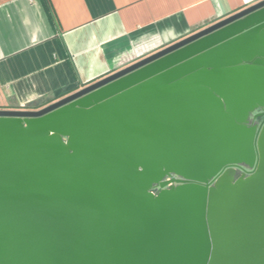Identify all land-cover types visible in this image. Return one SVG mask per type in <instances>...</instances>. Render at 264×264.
<instances>
[{"label": "water", "instance_id": "95a60500", "mask_svg": "<svg viewBox=\"0 0 264 264\" xmlns=\"http://www.w3.org/2000/svg\"><path fill=\"white\" fill-rule=\"evenodd\" d=\"M262 115L264 0L0 109V264H264Z\"/></svg>", "mask_w": 264, "mask_h": 264}, {"label": "crops", "instance_id": "0c3cea01", "mask_svg": "<svg viewBox=\"0 0 264 264\" xmlns=\"http://www.w3.org/2000/svg\"><path fill=\"white\" fill-rule=\"evenodd\" d=\"M256 0H0V109L51 102Z\"/></svg>", "mask_w": 264, "mask_h": 264}, {"label": "flooded vegetation", "instance_id": "af4514ba", "mask_svg": "<svg viewBox=\"0 0 264 264\" xmlns=\"http://www.w3.org/2000/svg\"><path fill=\"white\" fill-rule=\"evenodd\" d=\"M173 43V42H172ZM171 44V43H170ZM166 45V44H165ZM169 45V44H168ZM167 46V45H166ZM164 47V46H163ZM163 47H161V48H163ZM158 49H160V48H158ZM157 49V50H158ZM156 51V50H155ZM154 52V51H153ZM150 53H152V52H150ZM149 53V54H150ZM146 55H148V54H146ZM146 55H144V56H146ZM144 56H142V57H144ZM142 57H140V58H142ZM140 58H138V59H140ZM138 59H136V60H138ZM135 60V61H136ZM134 62V61H133ZM133 62H131V63H133ZM130 63V64H131ZM51 102H53V101H51ZM51 102H45V103H43V104H39V105H36V106H21V107H19L18 109H39V108H41V107H43V106H45V104L47 105V104H49V103H51ZM264 118V115H262L261 117H259L258 118V121H261L262 119ZM236 169H237V171L239 172V173H241V172H246V171H248V169L247 168H243V167H241V166H236ZM170 177V179H177V177L176 176H173V175H171V176H169ZM164 180H166V179H164ZM154 188L155 189H158V187L157 186H154Z\"/></svg>", "mask_w": 264, "mask_h": 264}, {"label": "built area", "instance_id": "2783aa9c", "mask_svg": "<svg viewBox=\"0 0 264 264\" xmlns=\"http://www.w3.org/2000/svg\"><path fill=\"white\" fill-rule=\"evenodd\" d=\"M165 179H166V180H169V179H170V177H169V176H166V177H165Z\"/></svg>", "mask_w": 264, "mask_h": 264}]
</instances>
